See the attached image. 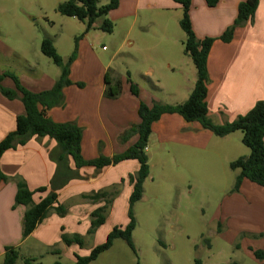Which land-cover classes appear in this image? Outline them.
Here are the masks:
<instances>
[{"label": "crops", "instance_id": "crops-1", "mask_svg": "<svg viewBox=\"0 0 264 264\" xmlns=\"http://www.w3.org/2000/svg\"><path fill=\"white\" fill-rule=\"evenodd\" d=\"M244 1L246 0H220L216 7L211 8L207 6L205 0H193L190 16L198 39L221 36L233 25L239 4ZM182 16V7L173 0H121L118 9L112 11L108 18L115 26L112 35L118 33L122 38V46L125 43H129L130 46L136 44V40H130L135 29H139V32L145 30L142 33L149 35L148 28H158L151 31L155 36L151 39L156 42L157 50L160 51L155 59L147 55L143 57L134 52L127 54L132 64L143 65L149 58L150 72L153 75L155 70L162 72L165 69L166 72L173 73L181 70L184 65L187 67L193 63L184 52L185 33L167 29L172 21L176 22V19L180 23ZM138 40L143 42L145 38L138 36ZM117 47L120 46L117 45ZM120 50L121 47L114 51L108 64L120 55ZM13 55L21 56L16 49L8 46L0 38V74L7 71L15 73L23 84L35 93L48 91L54 87L60 75H51L43 71L39 64H30L29 60L22 56L28 64L30 73H21L11 64L2 67L3 58L12 60ZM100 63L105 74L108 64ZM208 72L207 103L209 117L213 123L223 125L232 122L248 113L257 102H264V0H261L253 20L237 28L234 39L230 43L220 40L214 43L208 58ZM73 76L74 73L71 70L72 81L79 82L73 79ZM161 78V75H157L159 82ZM196 78L197 70H195L193 81L188 77L185 80L186 83L192 84V91ZM133 82L139 85L140 96L135 97L131 94L127 81V85L123 84L122 94L117 99L106 98L105 78L104 81L97 80L96 83L93 81L96 84L95 90L72 85L64 89V106L49 110V117L53 121L74 123L83 129L84 159L94 160L101 154L113 157L127 151L139 137L135 135L127 142H121V137L128 129L141 123L140 103L144 102L149 106L154 105L155 102L165 103L154 96L149 103L140 83L136 80ZM2 86L9 89L15 88L10 78H6ZM188 92L189 90L184 94L178 90L171 95L188 100L187 96L189 98L191 95V92ZM22 115H25V107L21 99L9 100L0 92V142L16 130L17 118ZM157 132L161 134L167 132L168 137L163 141L190 149L192 154L206 151L215 139V135L204 129L200 123H188L177 114L163 115L153 125L151 136ZM235 135L233 133L220 139L232 142L230 139ZM58 150V143L54 139L33 136L25 145L9 150L3 155L1 168L9 179L7 183L0 185V264L3 263L7 247L18 248L21 259L31 258L36 260V263L46 252L60 254L57 251L58 247L62 250L63 247H67L74 252L80 246L76 244L67 246L62 239L64 234L80 235L83 238L85 235L91 236L88 234L91 228V215L96 209L106 206L108 213L116 212L120 204L124 206V202L129 201L133 190L130 177L135 176L140 168L137 161H125L116 166L97 170L95 167L77 169L71 159L70 168L80 177L70 180L57 191L58 201L67 208L68 214L60 217L55 211H51L48 218L30 236L24 238L23 220L27 207L23 205L15 207L18 183L24 182L31 191L35 192L46 187V192H37L33 196L35 204L41 202L53 192L51 182L58 166L52 155ZM149 152L150 147L147 148V154ZM237 152H241L237 159L250 154L249 149L243 151L240 147L237 148ZM96 193H106L107 196L97 201L88 198ZM232 197L236 213L227 217L226 221L230 219L231 222L233 218L238 217L240 230L254 233L256 231L250 228V222L245 221L246 217L253 218L252 220L260 224L259 230L262 232L259 234L260 238H264V187L244 180L240 190L233 192ZM222 225V222H219L218 230H221ZM103 226L96 231L95 235L99 240L103 237L106 241L111 231L103 233L101 230ZM255 234L258 233L252 235ZM249 248L252 252L255 251ZM263 263L261 261L260 264Z\"/></svg>", "mask_w": 264, "mask_h": 264}, {"label": "rangeland", "instance_id": "rangeland-1", "mask_svg": "<svg viewBox=\"0 0 264 264\" xmlns=\"http://www.w3.org/2000/svg\"><path fill=\"white\" fill-rule=\"evenodd\" d=\"M67 1L0 0V38L30 64H39L43 71L51 75H60L61 70L42 53L43 40L53 41L65 63L77 49L76 60L71 66L73 79L88 89L95 90L93 81H104L107 73L120 80L122 85H127L128 74L131 73L130 78L140 83L149 103L153 96L169 105L186 101L171 94L178 90L184 94L187 90L192 93V84L185 80L186 77L192 81L195 79L197 69L193 63L173 73L165 69L162 72L155 70L153 76L149 58L143 65L132 64L127 58L128 53L134 52L155 59L160 51L151 39L155 37L151 31L158 28H148L149 35L142 33L145 30L139 32V29H135L130 40H136V44L130 46L125 43L122 46L118 33L112 35L99 29L86 33L85 23L61 15L58 6ZM109 1L99 0V6ZM167 29L174 32L179 30L183 34L177 19ZM138 36L145 40L141 42ZM117 45L121 47V53L108 64L114 51L120 48ZM21 56L13 55L12 60L3 58L2 67L11 64L21 73H30L28 64ZM100 62L108 64L105 74ZM157 75L162 76L161 82L157 80ZM168 78L171 79L166 80ZM235 134L230 139L232 142L222 141L221 137L215 136L206 151L196 154L185 147L163 141L168 137L167 132L150 136V175L144 184L143 198L134 207L137 227L133 240L138 256L124 240L117 239L111 249L90 264H138V261L141 264H260L261 261L249 248L264 251V238H260L262 232L258 221L245 219L250 222V228L258 233L255 235L252 234L256 232L240 230L238 217L231 222L230 219L226 221L227 217L236 213L232 193L239 174V171L230 168V163L237 160L241 153L237 152V148L248 150L242 143V132ZM124 203V206L119 205L118 211L107 212L108 222L101 229L103 233L112 231L115 226L128 224L129 201ZM219 222L223 224L222 231L218 230ZM103 239L99 240L95 234L85 235L82 248L77 247L71 252L67 247H63V250L58 247L60 254L46 252L37 264H54L57 261L74 264L75 254L88 256L94 247L105 241ZM17 264L24 262L20 259Z\"/></svg>", "mask_w": 264, "mask_h": 264}, {"label": "trees", "instance_id": "trees-1", "mask_svg": "<svg viewBox=\"0 0 264 264\" xmlns=\"http://www.w3.org/2000/svg\"><path fill=\"white\" fill-rule=\"evenodd\" d=\"M180 5L183 16L180 20V27L186 35L184 42V52L189 56L196 69L197 80L188 100L182 104L169 105L155 103L152 106L144 102L139 106V117L141 123L128 129L121 137V142H127L130 138L138 135V141L122 154L107 157L100 155L94 160H86L82 155L83 129L74 123H57L49 117V110L55 107H62L65 104L64 89L77 84L82 88L83 84L74 83L71 79V66L76 60L77 49L74 51L68 62L58 53L51 39H44L41 44L42 53L50 58L57 65L61 74L51 90L35 93L28 89L18 75L7 71L0 74V92L9 99L20 98L25 107V115L19 116L16 121V130L9 133L0 142V185L7 183L8 177L1 168L3 155L12 149L25 145L33 136L49 137L58 143V152L52 155L57 162V172L54 176L51 187L53 192L41 200L38 204L34 203L33 196L37 192H46L47 188L31 191L24 182L18 183V190L15 198V207L23 205L27 211L23 220V237L30 236L37 227L43 223L51 213L55 211L60 217L68 214L67 208L58 201L57 191L64 187L70 180L79 176L70 168L72 159L76 168L95 167L102 170L109 166H116L125 161H137L140 165L139 171L135 176L130 177L133 190L129 198V222L126 226H115L108 234L106 241L94 247L88 256L75 255L74 264H90L96 261L101 254L111 249L117 239L126 242L133 253L138 256L137 249L133 240V232L137 227L134 214L135 205L142 200L144 195V184L150 175L149 156L147 148L149 139L153 131V125L159 121L163 115L177 114L183 117L188 123H200L204 129L211 131L217 137H225L237 131L243 134L242 143L250 150L249 156H243L230 163L233 171H239L233 192H238L244 180L264 187V102H257L248 113L238 117L232 122L217 125L209 117L208 97V58L214 43L218 40L230 43L235 36L237 28L243 27L252 21L261 0H246L239 4L237 17L231 27H229L218 38L198 39L191 22L190 12L193 0H173ZM121 0H110L108 4L99 6V0H68L58 6L61 15L76 18L86 24V33L91 30L99 29L105 33L112 34L114 23L108 18L109 14L118 9ZM207 6L216 7L220 0H205ZM100 21V22H99ZM99 22V23H98ZM10 78L14 84V89L5 88L2 82ZM128 84L131 94L139 97L141 89L134 83L128 74ZM106 90L105 96L108 99H117L122 94L123 85L120 80L112 78L108 73L105 76ZM80 179V178H79ZM106 193H96L88 198L92 201L106 198ZM107 207L96 209L92 213L91 228L89 235H94L96 231L106 223ZM63 242L67 246L74 244L83 247L84 238L80 235L62 236ZM254 256L264 262V251H253ZM21 259L19 249L7 247L5 249L2 264H17ZM24 264H37L31 258L22 259ZM54 264H62L57 261ZM138 264H141L138 261ZM232 264V263H231ZM264 264V263H263Z\"/></svg>", "mask_w": 264, "mask_h": 264}, {"label": "built area", "instance_id": "built-area-1", "mask_svg": "<svg viewBox=\"0 0 264 264\" xmlns=\"http://www.w3.org/2000/svg\"><path fill=\"white\" fill-rule=\"evenodd\" d=\"M147 150V149H146Z\"/></svg>", "mask_w": 264, "mask_h": 264}]
</instances>
